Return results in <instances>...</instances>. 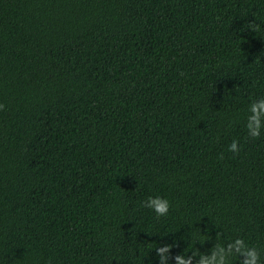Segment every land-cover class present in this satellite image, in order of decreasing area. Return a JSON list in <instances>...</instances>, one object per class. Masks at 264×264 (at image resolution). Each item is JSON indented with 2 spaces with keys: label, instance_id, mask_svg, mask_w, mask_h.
Returning <instances> with one entry per match:
<instances>
[{
  "label": "trees",
  "instance_id": "1",
  "mask_svg": "<svg viewBox=\"0 0 264 264\" xmlns=\"http://www.w3.org/2000/svg\"><path fill=\"white\" fill-rule=\"evenodd\" d=\"M261 100L264 0H0V264H264Z\"/></svg>",
  "mask_w": 264,
  "mask_h": 264
},
{
  "label": "clouds",
  "instance_id": "2",
  "mask_svg": "<svg viewBox=\"0 0 264 264\" xmlns=\"http://www.w3.org/2000/svg\"><path fill=\"white\" fill-rule=\"evenodd\" d=\"M250 111L253 113L249 117L248 129L251 135H259L260 132V117L264 115V100H261L257 103L251 105ZM233 150H236L237 145L235 142L231 145ZM148 207L154 209L158 215H163L167 213L169 204L167 200L160 198H150ZM236 251L240 252L241 257H247L241 261V264H257L258 254L254 249H244L243 242L237 241ZM178 264H187L183 257H178ZM216 264H225V259L222 256L219 261H216Z\"/></svg>",
  "mask_w": 264,
  "mask_h": 264
}]
</instances>
